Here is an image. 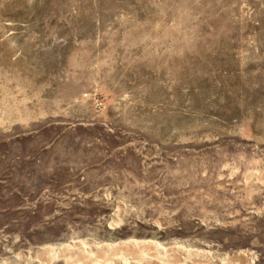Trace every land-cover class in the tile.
<instances>
[{
	"label": "rangeland",
	"instance_id": "374dc122",
	"mask_svg": "<svg viewBox=\"0 0 264 264\" xmlns=\"http://www.w3.org/2000/svg\"><path fill=\"white\" fill-rule=\"evenodd\" d=\"M142 252L264 264V0H0V264Z\"/></svg>",
	"mask_w": 264,
	"mask_h": 264
},
{
	"label": "bare ground",
	"instance_id": "6f19581e",
	"mask_svg": "<svg viewBox=\"0 0 264 264\" xmlns=\"http://www.w3.org/2000/svg\"><path fill=\"white\" fill-rule=\"evenodd\" d=\"M186 221V220H185ZM143 245V244H142ZM148 245V244H147ZM175 248H178V250L177 251H181V249H179V247H176L175 246ZM167 250H169V249H167ZM166 250V251H167ZM171 250V249H170ZM186 250V249H185ZM147 251V250H146ZM145 251V252H146ZM172 251V250H171ZM140 253V252H139ZM174 253H176V252H174ZM142 255L144 254L143 252L141 253ZM138 255H140V254H138ZM144 257H146V258H149L150 260H152V262L153 263H160V262H162L161 261V259L163 258L161 255H159L158 253H153V252H151V253H149L148 252V254L146 253V254H144ZM167 257V256H166ZM172 257V256H171ZM142 259V258H141ZM174 258L172 257V260H173ZM147 260V259H146ZM149 260V261H150ZM169 260V259H168ZM151 262V261H150ZM150 264V263H149Z\"/></svg>",
	"mask_w": 264,
	"mask_h": 264
}]
</instances>
